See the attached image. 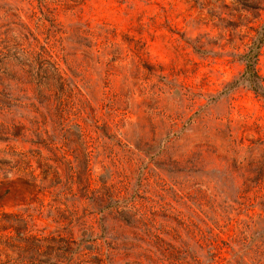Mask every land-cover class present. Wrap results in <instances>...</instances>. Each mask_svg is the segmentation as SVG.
<instances>
[{
	"label": "rangeland",
	"instance_id": "obj_1",
	"mask_svg": "<svg viewBox=\"0 0 264 264\" xmlns=\"http://www.w3.org/2000/svg\"><path fill=\"white\" fill-rule=\"evenodd\" d=\"M263 24L264 0H0V264H264Z\"/></svg>",
	"mask_w": 264,
	"mask_h": 264
},
{
	"label": "trees",
	"instance_id": "obj_2",
	"mask_svg": "<svg viewBox=\"0 0 264 264\" xmlns=\"http://www.w3.org/2000/svg\"><path fill=\"white\" fill-rule=\"evenodd\" d=\"M68 30L64 31L58 28L57 23L53 19L49 23V47L54 55H63L66 56L70 52H75L78 49V41L75 37L67 36ZM264 37V24L261 29L259 36L252 42L248 49L240 56L241 61L243 62L244 68L242 76L246 79H249L250 82L259 83L262 78L256 73L254 69L255 58L257 54V49L259 44ZM253 89L255 87L253 86Z\"/></svg>",
	"mask_w": 264,
	"mask_h": 264
}]
</instances>
